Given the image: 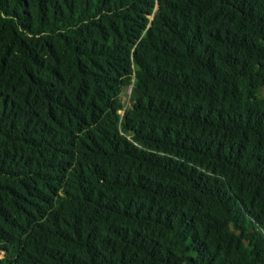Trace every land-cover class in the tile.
I'll return each mask as SVG.
<instances>
[{"label":"trees","instance_id":"trees-1","mask_svg":"<svg viewBox=\"0 0 264 264\" xmlns=\"http://www.w3.org/2000/svg\"><path fill=\"white\" fill-rule=\"evenodd\" d=\"M0 264H264V0H0Z\"/></svg>","mask_w":264,"mask_h":264},{"label":"rangeland","instance_id":"rangeland-1","mask_svg":"<svg viewBox=\"0 0 264 264\" xmlns=\"http://www.w3.org/2000/svg\"><path fill=\"white\" fill-rule=\"evenodd\" d=\"M128 94H129V90H126L122 93V98L126 102V104H128Z\"/></svg>","mask_w":264,"mask_h":264}]
</instances>
